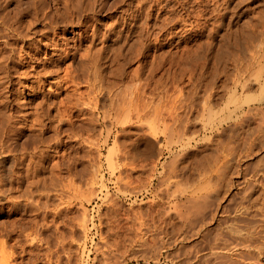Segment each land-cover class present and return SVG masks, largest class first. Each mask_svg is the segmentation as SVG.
<instances>
[{"label": "rangeland", "instance_id": "rangeland-1", "mask_svg": "<svg viewBox=\"0 0 264 264\" xmlns=\"http://www.w3.org/2000/svg\"><path fill=\"white\" fill-rule=\"evenodd\" d=\"M37 1L41 0H0V15L7 16V21L11 20L8 23L14 22L15 19L18 21L25 16L26 8L31 2ZM47 1L51 4V7L48 3L46 6L50 7V14H54L52 16L54 21L56 20L55 22L64 29V32H61L63 29L59 32L61 43L66 47L67 42L69 43L67 48L71 47L79 52L74 50V54L64 61L59 71L45 80L43 90L49 94V101H57L63 96L68 97L67 93L70 91V96L73 94L72 87L76 84H68L67 75L70 74L72 77L74 74L75 78L78 73L82 75V71L76 70V74L74 69L82 65L78 63L81 59L87 60L88 56L84 58V55L91 46L95 26L92 22L87 24L88 27H83L80 20L78 22L70 15L72 20L69 22L68 15L64 14L66 11L63 5H56L54 0L43 2ZM162 1L160 4L152 3L154 10L149 28L139 26L142 28L141 30L137 28L139 35L135 34L136 29L130 28L131 32L128 34L131 35L127 37L128 39L124 37L117 41V44H124L125 40L127 43L137 44L140 38H145L140 40L139 44L143 46L145 43V47L150 45V49L146 50L144 46H139L138 48L142 47L141 50H144L141 51L133 45L135 52L138 53L140 50L145 55L140 51V55H136L132 49L130 53L124 52L125 56L117 55L119 56L117 77L111 75L112 67H106V70L103 68L107 84L108 81L115 83L112 88L115 94L112 96L114 98L117 96L115 98V103L118 104L117 121L113 120L112 123L108 121L105 126H98L97 130H93L89 122L84 125L79 122L83 127L77 123L79 128L75 131L73 128V131L79 134L72 133L67 137L65 133L61 134L66 142L69 141L67 149L64 146H60L61 148L53 146L48 149L52 159L48 160L47 166L53 165L58 168V165L64 162L66 150L68 157H71L68 164H73L71 173L66 169L69 167L67 164H64L65 166L61 164V170H53L54 177L58 179L54 177L51 179L56 186L53 188L51 181L49 200L40 196L42 191H37L36 187L31 188L30 181H23L22 184L16 182L13 187L15 191L8 192L6 196L0 198V261L3 264L7 261L10 264H106L107 260L113 262L112 264H264V114L260 111L258 113L252 111L254 115L248 112L250 108H264V105L258 102L264 97V80L258 75L264 66V59L261 61L258 57L264 54V0ZM63 14L65 16L62 17ZM64 17L68 21H65ZM33 20L32 17L30 20L26 17L19 22L28 25V22ZM40 23L42 21L36 23V26L40 27ZM246 26L251 27L250 31L258 34L259 38L248 41L243 52L236 51L237 55L234 57L226 55L227 60L224 59L226 61L220 60L217 53L222 50L225 43L222 40L224 34L231 30L243 31ZM85 27L88 29H83ZM2 31L4 35L1 34L0 50L5 47L2 41L9 40L11 43L14 41L16 44V38L12 34L8 31L6 33V30ZM147 37L149 39H146ZM73 45L78 47L75 48ZM6 47L10 49L7 54H11V46ZM15 48L16 56L13 59L17 62L20 49ZM2 54L1 61L2 56L7 55ZM42 56L44 55L39 56L41 60L44 58ZM252 57H256L253 59L254 62ZM1 61L0 67L2 64L4 66ZM9 63L12 69L9 73L12 78L10 76L9 78L15 85L13 104L14 100L19 99L20 101L16 102L20 104L17 108L21 107L22 112L30 111L31 107L36 111L44 94L34 95L30 89L35 72L29 70L31 67L28 64L14 68L10 59ZM71 64L75 66L73 72L64 71ZM4 71L3 73L0 71V75L3 74L5 77ZM238 75L240 79L242 76L251 79L248 88H243L237 80ZM85 79L83 76L76 78V83H80L79 86L82 87L80 93H87L89 90ZM91 79L93 80L92 77ZM63 80L68 82L64 83ZM81 80L83 82H80ZM0 85L2 97L4 94L2 92L8 85L5 83ZM136 96L140 104L148 101L152 112L162 106L165 109L164 116L168 115L171 109L177 111L182 118V124L179 126L181 132L184 133L185 123L189 124H187L189 131L186 133L185 130L186 134H173L170 128L169 133L159 136V140L157 139L159 142L155 141L152 153L143 142L139 144L138 150L136 140L141 134L146 132L148 138L153 139L149 128L153 126L156 115L152 113L153 120L148 117L145 121L142 120L143 123L138 121L135 114H130L131 111L128 109L135 108V106L131 108L130 105L136 104ZM107 99L108 96L102 100L103 103H106ZM244 99L246 101L243 102ZM249 101L250 104H247ZM242 106H245V110L240 109ZM54 111L56 112L52 109L49 113L54 115ZM166 117L170 127L173 126L172 117L170 115ZM46 123L47 127L50 126L49 119ZM65 128L68 130L70 127L65 125ZM65 128L63 126L62 130ZM25 129L27 131L20 134V137L14 136L13 141L17 143L19 151H24V147L31 150L36 145L34 141L42 137L38 132L31 133V129L26 127ZM52 131L46 130L43 137L49 139L54 136L55 133ZM36 135L39 136L38 139ZM53 143L54 141L51 146ZM160 151L163 156L158 160ZM79 159H82L81 163ZM47 170L41 179L50 182L49 178L53 176L50 174L52 169ZM23 171L25 172L20 170L18 173ZM80 177L83 179L80 180ZM10 187L7 186L6 189ZM30 188L34 192L33 197L31 199L21 197L22 193L30 191ZM40 188H43V184ZM18 199L22 202L16 206L14 202Z\"/></svg>", "mask_w": 264, "mask_h": 264}, {"label": "bare ground", "instance_id": "bare-ground-1", "mask_svg": "<svg viewBox=\"0 0 264 264\" xmlns=\"http://www.w3.org/2000/svg\"><path fill=\"white\" fill-rule=\"evenodd\" d=\"M44 0L41 1H37V2H31V5L28 6L26 8L25 11V16L22 17L23 18H29L32 17L34 20L33 22H28V25H26L25 23H20L19 19L18 21L14 22L12 21L11 23H8V21L10 20L8 17V21H7V16L1 17L0 15V38H2L1 36V32H3L2 30H6L5 32L7 33V31L12 34V36H14L16 39V44L14 43V41L11 43V41L9 42V40L7 41H2L3 44L5 45V47L3 49L0 50V54L5 55L7 54V52L10 50L8 47L6 46H11V54H7L6 56H2V59L4 60H0L1 63H4V66L2 64V66L0 67V71L3 73V71L6 73L5 77L2 75V78L0 80H2L0 82V84H7L8 86H6L4 88V91L2 93H4L2 95V97L0 96L1 100H0V105L2 107V110H0V198L4 195L6 196L8 192L11 191H15L13 190L14 186L21 182V184L23 183V181H30V185L31 188L32 187H36L37 191H42L40 196L42 197H46L47 200L50 199V193L49 190H51L52 188V183H53V188L54 186H56L54 183V180L52 181L51 179H58L56 177H54V169H60L61 164H63V166H65L64 164H67L69 167L66 168L68 170V172H72V168L71 164H68V162H70V158L68 157V151L66 150L64 154H66L63 158L64 162L61 163L60 165L57 166H47L46 164L48 163V160H50V158L52 159V157L50 156V151L48 150L49 148L55 146V147H59L61 148L62 146L65 147V149H67V146L69 144V141L66 142L64 140V137L61 136V134H66V137L69 136L68 134H79L78 132H74L76 128H79L78 126H80L81 124L84 125L85 123L89 122V125H92L93 130H97V127H103L107 124V122H113V120L117 121V105L115 103V98L117 96H112L113 94V84L115 85V83H112L111 81H106L105 75H104V71L103 68L106 67H112L111 68V75L113 77H117V58L119 56H125L126 53L124 52H129L133 51V53H137L135 52V50H133V48L136 47L138 48L140 45V40L142 41L143 39L140 38V40H138L137 44H133V43H127V41L125 40L124 44H117V41H121L122 39H124V37H129L131 34H128L130 28L131 30L136 29L134 32L135 34L137 33V28L139 26H142V28H149V22L151 20V17L153 16L152 10L153 9V4L156 2H159V4L161 2H163L162 0H54V3H56V5H63V7L65 8L64 10L67 12H65L64 14L68 15V19L70 20L69 22H71L72 19L75 20H80L81 26H87V24H91L92 22L94 23L93 25L95 26L94 30H93V34H92V39L91 40V46H89V48H87V54L84 55V58L87 57V60L85 58L81 59L79 66H76V68L74 69L75 71H82V75H79L80 73H78L77 77L81 78V76H83L85 79L84 82H86L89 86V90L87 93H80L79 91L82 90L80 89L81 86L80 83H76V78L74 74H72L73 72V67L72 64L68 65L66 67V69H64V71L68 72V71H72V77H70L68 74V84H76L75 87L73 85L72 88V92L73 94H71V89H68L70 92L67 93L66 98H64L65 96H63L59 101H49L48 97L49 94L45 93V90H43L44 88V83L45 80H47V78L53 76V74L56 71H59L60 66L63 65L64 61L66 59L71 58V55L74 54V48H67L68 44L66 42V47L62 42V40L59 38L60 34L59 32L63 29L61 28V26L59 25L58 22H55L53 17L54 14H50L49 8L51 7V4H49L47 1L46 3L43 2ZM46 1V0H45ZM52 1V0H51ZM153 1V2H152ZM240 1V0H239ZM53 2V1H52ZM220 2V1H219ZM47 3L48 5H50V7L47 8ZM121 3V5H119ZM21 5V4H20ZM27 5V4H26ZM52 5H54L52 3ZM117 5H119L118 9H117ZM164 5V4H163ZM55 6V5H54ZM155 6V5H154ZM56 7V6H55ZM58 8V7H57ZM162 8V7H161ZM164 8V6H163ZM175 8V6H174ZM263 8V7H262ZM51 10V9H50ZM59 10V9H57ZM160 10V9H158ZM234 10V9H233ZM55 11V10H54ZM58 14V11H56ZM4 13V12H2ZM105 13V14H104ZM61 15L62 17L65 15ZM23 15V14H22ZM72 19H70V17ZM236 15V14H234ZM179 16V15H178ZM20 17V16H19ZM254 17V16H253ZM17 18V17H16ZM55 18V17H54ZM65 21L66 20V17ZM63 18V19H64ZM156 18V17H155ZM158 19V18H157ZM160 19V17H159ZM259 19V18H258ZM42 21V23H40V27L36 26V23ZM164 20V19H163ZM180 20V19H179ZM11 21V20H10ZM58 21V19H57ZM25 22V21H24ZM75 21L73 20V23ZM262 22V21H261ZM20 23V24H19ZM72 23V24H73ZM161 23V22H160ZM62 24V23H61ZM75 24V23H74ZM155 24V23H154ZM158 24V23H157ZM160 25V24H159ZM162 25V24H161ZM164 25V24H163ZM250 26V25H249ZM249 26H246V28L243 31H232L229 33H225L224 34V38L222 40L225 41V43H223V47L222 50L220 52H218V56L221 59H223V61H226L227 59L225 58V56L227 55L228 57H234L235 55H237L236 51H241L243 52V50L246 48V43H248V41H253L256 39L257 35L256 33H254V31H250L251 27L249 28ZM88 27V26H87ZM91 26L89 25V28ZM157 27V26H156ZM40 28V29H37ZM140 30L142 29L141 27H139ZM83 29H88V28H83ZM185 29V28H184ZM232 29V28H231ZM183 30V29H181ZM204 30V29H203ZM234 30V29H233ZM241 30V29H240ZM83 31V30H82ZM139 31V30H138ZM180 31V30H179ZM257 31V30H256ZM64 32V29L61 31ZM90 32V31H89ZM131 32V31H130ZM129 32V33H130ZM186 32V31H185ZM228 32V31H227ZM259 33V32H258ZM85 34H87L85 32ZM140 34V33H139ZM138 34V35H139ZM155 34V33H154ZM160 34V33H159ZM260 34V33H259ZM4 35V34H2ZM88 35V34H87ZM142 35V33H141ZM89 36V35H88ZM87 36V37H88ZM91 36V35H90ZM143 36V35H142ZM260 36V35H259ZM5 37V36H4ZM140 37V36H138ZM146 37V36H144ZM210 37V36H209ZM80 38V37H79ZM82 38V36H81ZM80 38V39H81ZM259 37H257L258 39ZM4 39V38H3ZM76 39V38H75ZM86 39V38H83ZM91 39V38H90ZM128 39V38H127ZM138 39V38H137ZM146 39H149L148 37ZM64 40V39H63ZM77 40V39H76ZM88 40V39H87ZM82 41V39H81ZM85 41V40H84ZM124 41V40H123ZM145 42V41H144ZM5 43V44H4ZM20 43L21 46H20ZM65 43V42H64ZM77 43V42H76ZM79 43V42H78ZM81 43V42H80ZM84 43V42H83ZM136 43V41L134 42ZM140 43V44H139ZM139 44V45H138ZM145 44V43H144ZM144 49L147 50V48H149L150 45H145ZM147 44V43H146ZM72 45V44H71ZM134 45V47H133ZM138 45V46H137ZM20 46V48H19ZM98 46V47H97ZM142 46V47H143ZM187 46V45H186ZM248 46V45H247ZM18 47L20 49V57H19V61L14 62L13 57L16 56V48ZM73 47L77 48L78 46H74ZM138 48L141 50V48ZM255 47V46H254ZM258 47V46H257ZM9 49V50H8ZM36 49V51H35ZM135 49V48H134ZM136 49V50H138ZM150 49V48H149ZM192 49V48H191ZM190 49V50H191ZM139 50V51H140ZM248 50V49H247ZM253 50V49H252ZM264 50V49H263ZM4 51V52H3ZM19 51V50H18ZM77 52V50H75ZM80 51V50H79ZM136 54V55H140V53ZM144 51V50H141ZM140 51V52H141ZM192 51V50H191ZM199 51V50H198ZM22 52H24L22 54ZM147 52V51H145ZM162 52V51H161ZM177 52V51H176ZM193 52V51H192ZM217 52V51H216ZM252 52V51H251ZM79 53V52H77ZM86 53V52H85ZM130 53V52H129ZM143 53V52H141ZM197 53V52H196ZM144 54V53H143ZM141 54V55H143ZM148 53H146L147 55ZM159 54V53H158ZM252 54V53H251ZM44 55L42 57V60L39 58V56ZM117 55H119L117 57ZM145 55V54H144ZM264 55V54H263ZM258 56L260 58L261 61L264 59V56ZM1 56V55H0ZM74 56V55H73ZM135 56V55H134ZM187 56V55H186ZM198 56V55H197ZM25 57V58H24ZM75 57V56H74ZM82 57V56H81ZM138 57V56H136ZM83 58V57H82ZM131 58V55H130ZM188 58V57H187ZM204 58V57H203ZM207 58V57H206ZM215 59H217L218 57H214ZM9 59L10 62L13 64L12 67L16 68V67H20V65H25L28 64L34 72L35 75L34 77V82L32 83V86L30 88V86L28 88L32 89V92H34V95L40 96L42 94H44V97H41V102L38 103L37 107H36V111L35 109L31 110L29 108L30 111L27 112H22V110H20L21 107L17 108L20 104L16 103L18 102V100H14V104H13V89H14V84L11 82L12 79L10 80L9 76L11 77V75H9L10 71H12V69L10 68V63H9ZM17 59V58H16ZM15 59V60H16ZM74 59V58H73ZM126 59V58H125ZM180 59V58H179ZM198 59V58H197ZM197 59H195L197 61ZM210 59V58H209ZM226 59V60H224ZM256 59V57H252V61L254 62V60ZM28 60V61H27ZM132 60V59H131ZM202 60V59H201ZM214 60V59H213ZM68 61V60H67ZM75 61V60H74ZM128 61V60H127ZM158 61V60H157ZM177 61V60H176ZM200 61V60H198ZM207 61H209L207 59ZM231 61V60H230ZM77 62V61H76ZM83 62V63H82ZM160 62V61H159ZM192 62V61H191ZM202 62V61H201ZM200 62V63H201ZM204 62V61H203ZM206 62V61H205ZM232 62V61H231ZM236 62V60H235ZM256 62V61H255ZM259 62V60H258ZM77 63V64H78ZM194 63V62H193ZM209 63V62H208ZM237 63V62H236ZM250 63V62H249ZM198 64V63H197ZM212 64V63H211ZM218 64H220L218 62ZM222 64V63H221ZM240 64V63H238ZM252 64V62L250 63ZM264 64V63H263ZM261 64V66L263 65ZM175 65V64H174ZM188 65V64H187ZM200 65V64H199ZM202 65V63H201ZM206 65V63H205ZM214 65V64H213ZM105 66V67H104ZM183 66V65H182ZM223 66V65H221ZM241 66V65H240ZM246 66V65H245ZM115 67V68H114ZM155 67V66H154ZM207 67V66H205ZM252 67V66H251ZM13 68V69H14ZM191 68V67H190ZM189 68V69H190ZM208 68V67H207ZM213 68V67H212ZM248 68V67H247ZM72 69V70H71ZM154 69V68H153ZM186 69V68H185ZM197 69V68H196ZM195 69V70H196ZM225 68H223L224 70ZM250 69V68H249ZM261 69V68H260ZM61 70V69H60ZM243 70V69H242ZM16 71V70H15ZM74 71V72H75ZM76 71V74H77ZM79 71V72H80ZM90 71V74H89ZM141 71V70H140ZM158 71V70H157ZM192 71V70H191ZM229 71V70H228ZM252 71V70H251ZM256 71V70H255ZM30 72V71H29ZM65 72V73H66ZM168 72V71H167ZM166 72V73H167ZM190 72V71H189ZM201 72V71H200ZM210 72V71H209ZM217 72V71H216ZM224 72V71H223ZM230 72V71H229ZM234 72V71H233ZM259 72V71H258ZM260 74L259 78L264 80V66L262 68V70H260ZM4 73V74H5ZM26 73V72H25ZM32 73V72H31ZM57 73V72H56ZM93 73V74H92ZM109 73V72H108ZM139 73V72H138ZM192 73V72H191ZM240 73V72H239ZM24 74V73H23ZM27 74V73H26ZM29 74V73H28ZM61 74V73H60ZM59 74V75H60ZM67 74V73H66ZM201 74V73H200ZM231 74V72H230ZM233 74V73H232ZM0 75V76H1ZM74 75V76H73ZM93 75V76H92ZM191 75V74H190ZM249 75V74H248ZM256 75V74H255ZM26 76V75H25ZM58 76V75H57ZM109 76V75H108ZM174 76V75H173ZM177 76V75H176ZM202 76V75H201ZM220 76V75H219ZM242 76V75H241ZM254 75H252L253 77ZM23 77V76H22ZM56 77V76H55ZM60 77V76H59ZM58 77V78H59ZM91 77L93 78V80L91 79ZM183 77V76H182ZM189 77V76H188ZM239 80V82L243 85V88H248L249 85L251 84V79H246L243 78L242 79L239 78V75L237 76ZM249 77V76H248ZM251 77V76H250ZM249 77V78H250ZM12 78V77H11ZM257 78V77H256ZM63 79V78H61ZM60 79V80H61ZM260 79V81H262ZM59 80V82H61ZM82 80H84L82 78ZM80 82H83V81ZM158 80V79H157ZM236 80V81H237ZM245 80V81H244ZM259 80V79H258ZM4 81V82H3ZM173 81V80H172ZM199 81V80H198ZM226 81V80H225ZM228 81V80H227ZM259 81V82H260ZM58 82V81H57ZM63 82L65 83L66 81L63 80ZM66 82V83H67ZM79 82V79H78ZM93 82V83H92ZM161 82V81H160ZM238 82V81H237ZM238 82V83H239ZM175 83V82H174ZM199 83V82H198ZM250 83V84H249ZM56 84V82H55ZM62 84V83H61ZM60 84V85H61ZM67 84V85H68ZM83 84V83H82ZM81 84V85H82ZM105 84L107 86H105ZM117 84V83H116ZM195 84V83H194ZM4 85V86H5ZM63 85V84H62ZM264 85V83H263ZM1 86V85H0ZM51 86V85H50ZM79 86V87H78ZM256 86V85H255ZM62 87V86H61ZM60 87V88H61ZM67 87V86H66ZM117 87V86H116ZM214 87V86H213ZM63 88L64 85H63ZM82 88V87H81ZM85 88V87H84ZM108 88V89H107ZM199 88V87H198ZM237 88V87H236ZM140 89V88H139ZM203 89V88H202ZM64 90V89H63ZM142 90V89H141ZM227 90V89H226ZM2 91V90H1ZM67 91V90H66ZM65 91V92H66ZM144 91V89H143ZM201 91V90H200ZM64 92V91H63ZM120 92V91H119ZM156 92V91H155ZM154 92V93H155ZM181 92V91H180ZM204 92V91H203ZM226 92V91H225ZM224 92V93H225ZM1 93V92H0ZM61 93V92H60ZM128 93V92H127ZM126 93V94H127ZM144 92H142L143 94ZM196 93V92H195ZM223 93V94H224ZM52 94V93H51ZM120 94V93H119ZM140 94V93H139ZM145 94V93H144ZM143 94V95H144ZM153 94V93H152ZM218 94V93H217ZM122 95V94H121ZM130 95V94H129ZM161 95V94H160ZM170 95V94H169ZM178 95V94H177ZM176 95V97H177ZM184 95V94H183ZM182 95V96H183ZM43 96V95H42ZM108 96L107 102L103 103V99H105V97ZM152 96V95H151ZM150 96V97H151ZM182 96L180 98H182ZM206 96V95H205ZM57 97V96H56ZM122 97V96H121ZM222 97V96H221ZM216 98V97H215ZM232 98V97H231ZM230 98V99H231ZM37 99V98H36ZM122 99H124L122 97ZM136 104L131 103L130 107L133 108L135 106V108H133V110L128 109L131 111L130 114H135L136 118L138 119V121L143 122L142 120L145 121V118L148 119V117H150L149 119H152V113H154V115H156V117H154L156 120L153 122V126H151L149 129L151 131V134H153V139L148 138L146 132L144 134H141L139 136V139L136 140L137 141V147L139 150V144H141L143 142V144L146 145L148 151L150 153H152L153 148L155 147V141L157 142L159 140V136L165 135L167 134V132L170 130V128L172 129V133L173 134H186L187 131H189V128L187 127L188 123H185V126L183 132L182 133L181 129L179 126H181L180 124H182V118L180 116V113L178 114L177 111L174 112L173 109L169 110V114L170 117H172L173 119V126L170 127L169 123H167V117L168 115L164 116V111L165 109L162 108H157L155 110V112H152L151 110V105L150 103L147 101H145V103L140 104L139 102V98H136ZM176 99V98H175ZM187 99V97H186ZM134 100V99H133ZM157 100V99H156ZM171 100V99H170ZM169 100V101H170ZM253 100V99H252ZM20 101V100H19ZM23 102V100H21ZM35 101V100H34ZM151 101V100H150ZM246 101L245 99L243 100V102ZM131 102V101H130ZM129 102V103H130ZM134 102V101H132ZM174 102V101H173ZM258 102H260V105H264V97H262L261 99L258 100ZM100 103V105H99ZM157 103V102H155ZM195 103V102H194ZM19 104V105H18ZM33 104V102L31 103ZM102 104V105H101ZM206 104V103H205ZM250 104V101L247 103ZM18 105V106H17ZM123 105V104H122ZM36 106V104L34 105ZM154 106V105H153ZM200 106V105H199ZM204 106V105H203ZM49 107V108H48ZM128 107V106H127ZM129 107V108H130ZM187 107V106H186ZM190 107V106H189ZM193 107V106H192ZM245 106H242V110H245L244 108ZM35 108V107H34ZM122 107H120L121 109ZM155 108V107H154ZM165 108V107H164ZM180 108V106H179ZM202 108V106H201ZM250 108V107H249ZM248 108V109H249ZM52 109L56 110L54 115H51ZM119 109V108H118ZM193 110V108H191ZM190 109V110H191ZM203 109V108H202ZM24 110V109H23ZM27 110V109H26ZM35 112H34V111ZM125 110V109H124ZM176 110V109H175ZM123 111V110H122ZM167 111V110H166ZM202 111V110H201ZM254 111H260L261 113L264 114V108L260 109L259 107L257 108H250L249 109V113L254 115L253 112ZM124 112V111H123ZM187 112V111H186ZM212 112V111H211ZM121 113V112H120ZM125 113V112H124ZM129 114V112L127 113ZM126 114V117H127ZM167 114V112H166ZM188 114V113H187ZM232 114V113H230ZM246 114V111L245 113ZM260 114V113H259ZM189 115V114H188ZM133 116V115H132ZM246 117V115H244ZM249 116V115H248ZM262 116V115H261ZM120 117V116H119ZM129 117V115H128ZM131 117V116H130ZM188 117V116H187ZM227 117V116H226ZM250 117V116H249ZM248 117V118H249ZM236 118H238L236 116ZM251 118V117H250ZM256 118V117H255ZM49 119V123L50 126L47 127V123L46 120ZM126 118H124L125 120ZM130 119V118H129ZM133 119V118H132ZM247 119V118H246ZM120 120V119H119ZM153 120V119H152ZM187 120V118H186ZM194 120V119H193ZM226 120V119H225ZM132 121V120H131ZM147 121V120H146ZM245 121V120H244ZM264 121V119H263ZM79 122L81 123L79 125ZM121 122V120H120ZM124 122V121H123ZM127 122V121H126ZM130 122V121H129ZM151 121H149L150 123ZM190 122V121H188ZM200 122V121H199ZM78 123V126L76 125ZM115 123V122H114ZM144 123V122H143ZM146 123V122H145ZM19 124L20 127H19ZM121 124V123H120ZM241 124V123H240ZM49 125V124H48ZM65 125H68L70 128L67 130L65 128ZM81 125V126H82ZM116 125V124H115ZM151 125V123H150ZM177 125V126H175ZM189 125V124H188ZM65 128V130L63 131L62 128ZM142 126V125H141ZM147 126V124H146ZM175 126V127H174ZM31 129V133L32 132H38L39 136L40 134H42L43 137V133L46 130H53L52 132H54V136L50 137L49 139L47 138H42L39 140L38 139V135H36V138L38 139L36 142V145H34L32 147V151L29 150V148L24 147V151L18 148V145L14 139V136L20 137V134L24 133L27 131V129ZM67 127V126H66ZM83 127V126H82ZM92 127L90 128L92 130ZM112 127V126H111ZM74 128V131H73ZM85 130V129H84ZM145 130V129H144ZM147 130V129H146ZM186 130V133H185ZM196 130V129H195ZM90 131V130H89ZM123 131V130H122ZM191 131V130H190ZM85 132V131H84ZM86 132H88V130H86ZM108 132V131H107ZM140 132V131H139ZM143 132V131H142ZM149 132V131H148ZM147 132V133H148ZM170 132V133H171ZM262 132V131H261ZM137 133V132H136ZM169 133V132H168ZM171 133V134H172ZM109 134V133H108ZM263 134V133H262ZM170 135V134H169ZM195 136V135H194ZM27 137V136H26ZM33 137V136H32ZM169 137V136H168ZM171 137V135H170ZM182 137V136H181ZM258 137V136H257ZM16 138V137H15ZM90 139V138H89ZM158 139V140H157ZM171 140L173 139L172 137L170 138ZM31 140V139H30ZM52 140V141H51ZM178 140V139H177ZM181 140V139H180ZM54 141L53 145L51 146V143ZM116 141V140H115ZM174 141V140H173ZM257 141V140H256ZM33 142V143H34ZM86 142V141H85ZM119 142V141H118ZM159 142V141H158ZM258 142V141H257ZM71 143V142H70ZM80 143V142H79ZM96 143V142H95ZM189 143V142H188ZM23 144V143H22ZM35 144V143H34ZM81 144V143H80ZM88 144V143H86ZM161 144V143H160ZM61 146V147H60ZM187 146V145H186ZM46 147H48L46 149ZM160 147V146H159ZM114 148V147H112ZM23 149V148H22ZM92 149V148H91ZM99 149V148H98ZM52 150V149H51ZM69 150V149H68ZM113 150V149H112ZM115 150V149H114ZM142 150V149H141ZM20 153H19V152ZM86 151V150H85ZM94 151V150H93ZM147 151V152H148ZM145 152V151H143ZM170 152V151H169ZM125 153V152H124ZM161 153V154H160ZM160 155L157 157V159H161L163 156V153L160 151ZM52 154V153H51ZM101 154V153H99ZM149 154V153H148ZM88 156V155H86ZM83 157V156H82ZM126 158V157H125ZM62 159V158H61ZM94 160V159H93ZM97 160V159H96ZM140 160V159H139ZM174 160V158H173ZM8 161V162H7ZM80 163L82 161V159H79ZM133 161V160H132ZM157 161V160H156ZM193 161V160H192ZM6 162L7 164H9V167L6 168ZM28 162V163H27ZM75 162V161H74ZM96 162V161H95ZM98 162V161H97ZM113 160H112V166H113ZM144 162V161H143ZM211 162V161H210ZM92 163V162H91ZM209 163V162H208ZM212 163V162H211ZM56 164V163H54ZM116 164V163H115ZM114 164V165H115ZM134 164V163H133ZM210 164V163H209ZM174 165V164H172ZM205 165V164H204ZM207 165V164H206ZM100 166V165H99ZM153 166V165H152ZM188 166V165H187ZM23 167V168H22ZM25 167V169H24ZM95 167V166H94ZM176 167V166H175ZM203 167V166H202ZM47 169H52V171L50 172V174H52L53 176L49 178L50 182L48 181H43L41 178L43 173H45V171H48ZM62 169V167H61ZM60 169V170H61ZM115 169V167L113 168ZM20 170H25V172L23 173H18ZM98 170V169H96ZM185 170V169H184ZM202 170V169H201ZM173 171V170H172ZM199 171V170H198ZM57 172V171H56ZM87 172V171H86ZM167 172V171H166ZM174 172V171H173ZM58 173V172H57ZM56 173V174H57ZM170 173V172H169ZM208 173V172H207ZM177 174V173H176ZM189 174V173H188ZM205 174V173H204ZM86 175V174H85ZM88 175V173H87ZM207 175V174H206ZM203 176V175H202ZM54 177V178H53ZM83 177V176H82ZM173 178V177H172ZM83 179V178H82ZM80 177V180H82ZM96 179V178H94ZM98 179V178H97ZM124 179V178H123ZM69 180V179H68ZM76 180V179H75ZM91 180V179H90ZM184 180V179H183ZM52 181V183H51ZM57 181V180H55ZM17 182V183H16ZM48 183L51 184V186H49ZM16 183V184H15ZM25 183V182H24ZM27 183V182H26ZM79 183V182H78ZM28 184V183H27ZM43 184V188H40V185ZM48 186H47V185ZM152 184V183H151ZM191 184V183H190ZM29 185V186H30ZM81 185V184H80ZM195 185V184H194ZM7 186H11L10 188L6 189ZM28 186V185H27ZM26 186V187H27ZM69 186V185H68ZM51 187V188H50ZM62 187V186H61ZM204 187V186H203ZM207 187V186H206ZM30 188V189H31ZM65 188V187H64ZM29 189V190H30ZM196 189V188H195ZM17 190V189H16ZM71 190V189H70ZM84 190V189H83ZM192 190V188H191ZM187 191V190H186ZM51 192V191H50ZM160 192V191H159ZM200 192V190H199ZM49 193V194H48ZM13 195V194H12ZM34 192L32 191V189L30 191H25L22 193L21 197H30L28 199H31V197H33ZM63 195V194H61ZM20 196V195H19ZM198 196V195H197ZM207 196V195H206ZM20 197V199H21ZM61 197V196H60ZM64 197V196H63ZM208 197V196H207ZM11 198V197H10ZM26 198V199H27ZM55 198V197H54ZM193 198V197H192ZM191 198V199H192ZM24 199V198H23ZM25 199V200H26ZM69 199V198H68ZM197 199V198H196ZM38 200V199H37ZM70 200V199H69ZM186 200V199H185ZM195 200V199H194ZM203 200V198H202ZM28 201V200H27ZM198 201V200H197ZM22 200L19 202V199L14 202V205L19 206L21 204ZM32 202V201H31ZM34 202V201H33ZM37 202V201H35ZM48 202V201H47ZM46 202V203H47ZM204 202V201H203ZM24 203V202H23ZM27 203V202H26ZM49 203V202H48ZM47 203V204H48ZM66 203V202H65ZM23 205V204H22ZM45 205V204H44ZM61 205V204H60ZM59 205V206H60ZM194 205V204H193ZM47 206V205H46ZM62 206V205H61ZM45 207V206H43ZM63 207V206H62ZM190 207V206H189ZM21 208V206H20ZM47 208V207H46ZM49 208V207H48ZM47 208V209H48ZM187 209V208H186ZM34 210V209H33ZM58 210V209H57ZM199 210V209H198ZM163 211V210H162ZM191 211V210H190ZM197 211V210H196ZM264 211V210H263ZM28 212V211H27ZM37 212V211H36ZM45 212V211H44ZM198 212V211H197ZM22 213V212H21ZM34 213V212H33ZM50 213V210H49ZM184 213V212H181ZM201 213V212H200ZM215 213V212H214ZM213 214V213H212ZM202 215V214H201ZM163 216V215H162ZM165 216V215H164ZM187 216V215H186ZM197 216V215H196ZM200 216V215H198ZM213 216V215H212ZM189 218V217H188ZM212 218V217H211ZM20 219V218H19ZM25 219V218H24ZM210 219V218H209ZM43 220V219H42ZM208 221V220H207ZM82 222V221H81ZM84 222V221H83ZM206 223V222H205ZM84 224V223H83ZM232 225V224H231ZM166 226V225H165ZM180 226V225H179ZM200 226V225H199ZM204 226V225H203ZM221 226V225H220ZM246 226V225H245ZM236 227V226H235ZM181 228V227H180ZM200 228V227H199ZM157 229V228H156ZM1 230V229H0ZM31 230V229H30ZM237 230V229H236ZM213 231V230H212ZM148 232V231H147ZM217 232V231H216ZM36 233V232H35ZM18 234V233H17ZM22 234V233H21ZM141 236V235H140ZM157 236V235H156ZM32 237V236H31ZM221 238V237H220ZM41 240V239H40ZM65 240V239H63ZM191 240V239H190ZM211 240V239H210ZM253 241V240H252ZM63 242V241H62ZM66 242V241H65ZM231 242V241H230ZM243 242V241H242ZM72 243V242H71ZM214 243V242H213ZM232 243V242H231ZM238 243V242H237ZM2 244V243H1ZM64 244V243H63ZM170 245V244H169ZM253 245V244H252ZM5 246V245H4ZM119 246V245H118ZM137 247V246H136ZM257 248V247H256ZM223 250V249H222ZM201 251V250H200ZM181 252V251H180ZM3 253V252H2ZM243 253V252H242ZM183 254V253H182ZM3 255V254H2ZM5 255V254H4ZM112 256V255H111ZM196 256V255H195ZM213 256V254H212ZM211 256V257H212ZM252 256V255H251ZM264 256V255H263ZM5 257V256H4ZM9 257V256H8ZM7 257V258H8ZM12 257V256H11ZM10 258V257H9ZM8 258V259H9ZM109 258V257H108ZM6 259V258H5ZM4 259V261H6ZM16 259V258H14ZM110 260V259H109ZM252 260V259H251ZM108 261V260H107ZM106 264H112L113 262L109 261ZM205 261V260H204ZM207 261V259H206ZM219 261V259H218ZM250 261V260H249ZM1 262V261H0ZM12 262V261H11ZM105 262V261H104ZM102 263V262H101ZM0 264H3V262H1ZM5 264H10L9 261H7V263ZM231 264V263H230Z\"/></svg>", "mask_w": 264, "mask_h": 264}]
</instances>
